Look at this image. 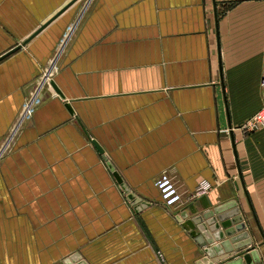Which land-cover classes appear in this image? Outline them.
<instances>
[{
	"label": "crops",
	"instance_id": "0c3cea01",
	"mask_svg": "<svg viewBox=\"0 0 264 264\" xmlns=\"http://www.w3.org/2000/svg\"><path fill=\"white\" fill-rule=\"evenodd\" d=\"M73 1L0 0V58L21 47L0 61V144ZM263 75L264 0H95L53 76L65 100L48 84L0 164V264H264V130H240ZM237 217L248 247L218 237Z\"/></svg>",
	"mask_w": 264,
	"mask_h": 264
},
{
	"label": "built area",
	"instance_id": "2783aa9c",
	"mask_svg": "<svg viewBox=\"0 0 264 264\" xmlns=\"http://www.w3.org/2000/svg\"><path fill=\"white\" fill-rule=\"evenodd\" d=\"M94 1L95 0H86L79 16L72 23H70L65 30L53 58L49 61L47 67L42 72L41 80L38 83L36 91L23 105L17 120L0 144V164L6 154L10 152L16 137H18L22 129L31 119L35 109L40 105L45 87L50 84L53 80V76L58 73L61 59L65 55L69 45L72 43L75 35L81 28ZM260 89L264 98V75L260 81ZM240 130L245 134L256 133L264 130V103L262 108L252 118L240 126ZM155 185L160 193L162 203L167 208L172 209L183 205L184 197L178 190L174 180L168 172L161 174ZM208 189L209 187L203 184L201 185L199 192L200 194H204Z\"/></svg>",
	"mask_w": 264,
	"mask_h": 264
},
{
	"label": "water",
	"instance_id": "95a60500",
	"mask_svg": "<svg viewBox=\"0 0 264 264\" xmlns=\"http://www.w3.org/2000/svg\"><path fill=\"white\" fill-rule=\"evenodd\" d=\"M77 1H78V0H74V1L72 2V4L76 3ZM20 48H21V47L19 46V47H18L17 49H15L14 51H12V52H10V53L4 55L3 57L0 58V61L4 60L6 57H8V56L11 55L12 53L16 52V51L19 50ZM50 84H51V86L56 90L58 96H59L60 98H62L63 100H65V97H64V96L62 95V93L57 89V87L55 86V83H54L53 81H51ZM67 108L69 109V111H71V108H70L69 105H67ZM71 114H73L72 111H71ZM95 144H96V143H95ZM96 147H97V149L99 150V152H100L101 154L104 153L103 149H101V147H99L97 144H96ZM122 187H123L124 191L128 194V198H129V200H131V201L134 200V196H133L132 194H130L129 189L126 188L124 185H123ZM234 205H235V204H234ZM234 205H233V206H234ZM217 213H218V212H217ZM236 214H238V211H237ZM182 218H183V219H187V214L184 213V215H183ZM202 218H203V217H202ZM202 218H200V217H196V218H194V219L188 221V223H187L186 225L191 226L192 223H195V224H196V223H199V222L202 221ZM233 222H235V223L237 224V226H236V229H232V228H231L230 231H229V226H230V225H226V224L223 222V224L221 225V229H223V230H225V231H218V237L220 238V240H221V241L224 240L225 237L227 236V237H229L231 240H233V242H234V240H235V236H234V235H236V234H242V236H244V237L247 238L246 242H245L242 246H246V247L250 246V245L252 244V241H251V239H249V234H248V232L245 231V229H246V225L243 223L242 218H241V217H237L235 220H233ZM189 226H188V227H189ZM218 229L221 230L220 228H218ZM227 229H228V231H226ZM236 230H237V231H236ZM241 230H243V231H241ZM242 246H238V247H235V248L238 250V249H240ZM251 257H252V256H251ZM251 257H250V256H247V257L245 258V261L247 262V264H260V263H261V262H260L258 259H256L254 256L252 257L253 260H250ZM217 263H220V261H214V262L209 263V264H217ZM67 264H70V263H67ZM225 264H244V261H243L242 258H239V257H238V259H236L235 261L227 262V263H225Z\"/></svg>",
	"mask_w": 264,
	"mask_h": 264
},
{
	"label": "rangeland",
	"instance_id": "374dc122",
	"mask_svg": "<svg viewBox=\"0 0 264 264\" xmlns=\"http://www.w3.org/2000/svg\"><path fill=\"white\" fill-rule=\"evenodd\" d=\"M86 2V0H81V6L83 7L84 3Z\"/></svg>",
	"mask_w": 264,
	"mask_h": 264
}]
</instances>
